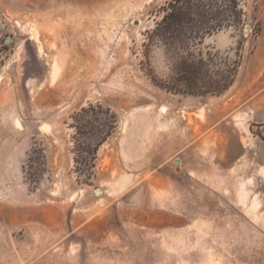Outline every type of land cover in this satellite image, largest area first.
I'll return each mask as SVG.
<instances>
[{"label":"rangeland","instance_id":"rangeland-1","mask_svg":"<svg viewBox=\"0 0 264 264\" xmlns=\"http://www.w3.org/2000/svg\"><path fill=\"white\" fill-rule=\"evenodd\" d=\"M204 1L0 0V264H264V0Z\"/></svg>","mask_w":264,"mask_h":264},{"label":"trees","instance_id":"trees-1","mask_svg":"<svg viewBox=\"0 0 264 264\" xmlns=\"http://www.w3.org/2000/svg\"><path fill=\"white\" fill-rule=\"evenodd\" d=\"M206 3L204 0H170L165 7V15L157 24L155 33H173L186 29L185 36L200 37L209 34L216 29L217 25L206 24ZM210 16L211 21H215L218 12Z\"/></svg>","mask_w":264,"mask_h":264},{"label":"bare ground","instance_id":"bare-ground-1","mask_svg":"<svg viewBox=\"0 0 264 264\" xmlns=\"http://www.w3.org/2000/svg\"><path fill=\"white\" fill-rule=\"evenodd\" d=\"M246 197V196H245ZM243 200V199H242Z\"/></svg>","mask_w":264,"mask_h":264}]
</instances>
